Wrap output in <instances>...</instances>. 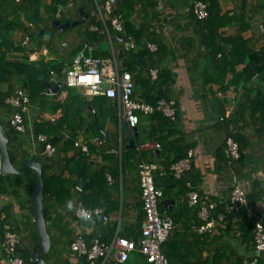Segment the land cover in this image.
Segmentation results:
<instances>
[{
	"label": "crops",
	"instance_id": "0c3cea01",
	"mask_svg": "<svg viewBox=\"0 0 264 264\" xmlns=\"http://www.w3.org/2000/svg\"><path fill=\"white\" fill-rule=\"evenodd\" d=\"M195 1L197 0H117V9L122 11L120 15L125 24L129 26L132 24L135 30L145 27L149 41L151 40L147 44H154L160 48L158 43L160 39L164 45L160 61L158 60L159 68H157L171 75V85L166 89L167 100L176 103L179 114L176 127L172 129L174 131L171 140L176 141L180 135H183L184 146H190V149L186 158L177 164L188 161L190 167L185 168L180 177L174 175L171 162L174 161L177 147L170 148L160 143L159 140H162L167 128L164 124L160 127V123L150 116L141 117L137 128L139 132L137 142L128 127H120L115 112L116 121L113 120L112 124L107 125L108 131L101 124L99 132L103 135L102 138L93 136L94 131H89L86 125L80 134L87 133V138L93 141L94 146L88 144L91 157L86 161L87 176L82 175L90 183L89 177L103 169L107 175V189L104 192H114L112 195L120 203V211L104 214L108 217V221L97 218L94 224L77 219L74 211L75 205L79 202L75 200L78 198L76 192L80 191L77 186L78 177L77 174L76 178L69 176L67 171L70 167H67L62 179L67 180L66 187L71 188L74 196L72 199L74 210H68L65 204L52 203L55 202L54 200L48 204L50 221L47 222V229L51 238V250L45 256L47 263L83 264L84 259L77 257L70 249V244L79 233L86 236L89 241L95 237L102 239L104 234L108 236V240L112 241L116 235H119L139 245L143 222L139 181V166L142 159L161 164L167 172L166 177L158 173L154 175L156 186L164 192L162 202H167L166 205L161 206V213L174 221V229L169 239L163 244V252L167 258L169 256L175 264H260L259 261L264 262V253H256L255 241L251 237L253 235L255 237L256 221L264 225V124L261 125L263 121L261 116L264 115V96L261 102L258 101L260 98L257 96L262 92L264 95V0H217V6L213 5L215 6L213 11L216 13L213 15L212 24L219 25L217 34L222 49V52L218 53V58L224 60L219 63L216 60H209L212 54L203 46V43L205 44L203 37L206 32L198 23L204 21L198 20L194 14ZM53 2L54 0H29V3H26L27 8L18 13L21 28L14 32L11 39L14 46L20 50L9 53L7 58L9 61L23 59L36 66L64 62L62 77L59 78L57 72L51 69L48 75L64 84L66 66L83 44L89 43L95 48V55L98 56V52L107 51L100 45L106 41L99 31L90 30L91 26L96 25L101 28L99 21L95 19L92 22L90 6L91 4L94 6L93 0H74V7L64 11L59 18H57L58 11L63 9L64 4L58 6L57 14H55L51 10ZM208 2L207 0L206 3L210 8V2ZM23 3L24 1L16 3L10 0L7 10L24 7ZM81 8L87 15L86 21L82 24L83 27L66 30H71L73 33L69 34L68 41L62 42L54 52L50 51L45 43L52 42L56 33L60 32L58 28L53 27L54 22L59 20L64 24L67 21L80 20ZM41 29L52 31L54 36L48 40L37 38ZM91 35H96L98 41H91ZM237 38L245 42L241 45V50L237 51L241 54L239 59L243 62L232 67V63L236 62L237 58H235L236 55L232 57V46L227 41ZM39 42L44 44L34 46ZM120 51L118 47V55ZM30 54H36V62L30 61ZM252 65L254 71L250 76L248 67ZM225 66H227L226 70H224ZM10 75L14 92L17 87H22L23 80L18 75ZM203 76L212 78L213 83L203 86ZM51 86H56L53 80ZM4 89H7L6 85ZM259 89L262 91L259 92ZM63 91L65 89L62 85L56 95L62 94ZM41 95L38 99L40 105H34L36 101L31 100L29 118L34 123L35 121L43 123L44 115L51 114L49 111H52L51 107L54 106L52 101H63L67 98V94L53 97L56 95L48 94L47 89ZM254 107L257 108L254 109ZM92 111L94 112L93 109ZM11 115H1L0 119L9 123ZM82 116L88 119L87 121L91 119L87 110ZM223 117L233 118L234 121L226 126L224 121L219 122V119ZM65 131L71 134L69 130L63 129L57 138L62 136L65 140ZM231 131L237 133L243 155L239 161L233 163L227 162L225 155V139ZM24 138L27 139L25 135H22L17 140V144L23 143V149L18 154L19 159L24 153L32 157L42 156L49 159L41 155V151L32 154V142L28 140L24 143ZM131 141L135 142V146L141 143L146 148L142 151L143 157L126 161L123 171V161L127 156L124 151L131 148ZM62 142L53 144L58 151L55 161L53 160L55 164L48 168L49 175L63 174V169L68 166L64 160L77 156L75 148L64 145ZM149 144H160V148L146 146ZM40 146L36 148L39 149ZM21 174H2L7 176L5 187L8 193L0 192V216L2 221L5 217L8 219V222L3 224L4 235L5 227L8 225L18 237L15 255L23 259L26 264L27 261L32 264L31 257L27 251H24V247L36 250L35 246L39 240L34 222L33 202L31 203L27 185L29 180L26 177L22 178ZM75 181L76 186L73 188ZM236 183H239L246 192L248 207L245 212L233 213V219L227 221H230L227 228L224 226L226 222L223 221L228 214L227 206L232 186ZM190 191L199 192L211 203L209 221L213 220L216 223L212 233L199 235L198 228L205 223L199 217V206L190 207L181 203V199ZM6 208L10 209L7 214L3 211ZM220 215L225 216L224 220H219ZM115 224L117 229L109 236L106 230ZM2 241H0V264H10L8 259L2 256ZM20 241L23 242L20 243ZM102 262L103 260H100L99 263ZM105 264L119 263L115 257H112ZM125 264L147 263L136 251Z\"/></svg>",
	"mask_w": 264,
	"mask_h": 264
},
{
	"label": "built area",
	"instance_id": "2783aa9c",
	"mask_svg": "<svg viewBox=\"0 0 264 264\" xmlns=\"http://www.w3.org/2000/svg\"><path fill=\"white\" fill-rule=\"evenodd\" d=\"M16 3H22L24 0H12ZM94 8L97 13V21L101 23V28L91 26V31L100 32L109 45L108 56L95 55V48L89 43L83 44L81 49L74 56L72 61L66 66L64 72V87L78 89L83 97L92 101L97 97H105L116 104V117L120 127L125 124L134 134V129L138 128L140 117L150 116L155 112H161L164 117L171 121L176 120V109L174 102L159 101L157 106H153L143 100H138L135 96V81L133 75L126 69L124 60L118 56V47L124 52H131L138 49L133 37L128 34L125 22L117 11V0H93ZM74 7V0H69L58 11V18L64 11H69ZM194 14L200 21L210 17L208 4L197 0L194 3ZM94 25V24H93ZM33 27V25L31 24ZM152 52L157 50L156 45L147 44ZM30 61L36 62V54H30ZM150 76L153 80L158 78V70H150ZM5 103L15 111L9 117L10 127L13 128L19 136L25 135L27 140L32 142V154L39 151L36 147L41 145L43 150L41 155L54 157L58 148L53 145L51 138L45 134L35 135L34 121L29 113L31 106V97L29 92L23 87H17L13 94L9 95ZM51 115V114H50ZM53 125L58 124V119L54 116L48 118ZM81 132H77L80 134ZM72 135L65 131V138L69 139ZM19 143V142H18ZM152 147L160 148V144H151ZM146 145V146H151ZM139 152L144 150V144H137ZM74 148L79 150L87 158H90L88 145L81 140H76ZM225 155L227 162H237L241 158L239 144L231 137L225 141ZM188 161L183 164H173L171 170L176 177H180L185 168H189ZM158 173L166 177L167 172L159 163L141 160L139 166L140 181V199L143 206L144 217L141 226V238L139 245L128 238L116 235L109 243H102L95 239L88 244V241L82 238L79 233L71 245L72 252L80 258L86 260L87 264H100V260L105 264L110 258L115 257L119 264H125L129 261L131 255L138 251L147 264H171L163 252V244L169 239L173 229L174 221L169 217H164L161 213L162 200L164 192L158 188L155 183L154 175ZM1 174V170H0ZM110 179V177L108 176ZM182 204L190 207L199 206V217L205 222L198 228V234L203 235L212 233L216 228L214 221H209L210 209L212 205L208 198H203L199 192L190 191L181 199ZM248 207L246 192L239 183L232 186L230 201L227 206L228 213L245 212ZM84 207V204L77 203L75 209ZM94 215H101V209L89 210ZM77 219H80L77 211H74ZM225 216L220 215L219 220H224ZM81 220V219H80ZM108 221V217H104ZM4 240L2 241V256L7 258L10 264H25V261L15 255L18 244V237L10 227H5ZM119 230H117L118 232ZM255 250L257 254L264 253V225L260 221L255 222Z\"/></svg>",
	"mask_w": 264,
	"mask_h": 264
},
{
	"label": "trees",
	"instance_id": "16d2710c",
	"mask_svg": "<svg viewBox=\"0 0 264 264\" xmlns=\"http://www.w3.org/2000/svg\"><path fill=\"white\" fill-rule=\"evenodd\" d=\"M67 1L68 0H54L53 5H52L53 8H51V10L55 14H57L58 6L60 4L65 5ZM203 1L207 2V0H203ZM208 1L210 2V6H211L209 8L211 12V16L208 20L204 22H198V23L201 24L200 26L206 32L203 37V40L205 41V44L203 43V46L205 50L209 49V53L212 54L213 56V57L210 56L211 58L209 60H212V61L216 60L219 63L220 61H224L222 60V58L221 59L218 58V53L222 52L221 43L218 42L219 38L217 34V28L219 27V25L214 26V24H212L213 15L214 13H216V11H213V8L217 6L216 5L217 0H208ZM8 2H10V0H0V116L1 115H11L15 111L14 108L12 109L11 106L5 103L6 98L10 94L13 93V87L11 85V77H10L11 75L10 74L18 75L23 80L22 87L29 92L31 100L34 101L37 98L40 99L42 96L41 94H43V92L46 91L44 87V82H45L44 76L50 75L51 70H55V72H57V76L60 78L62 77L61 71L64 69V66H65L64 62H60L59 64H48V65L36 66L34 64L28 63L27 61L23 59L21 61L19 60L9 61L8 60L7 56L9 55V53L12 54L14 51L20 50L18 47L16 48L14 46V43L10 39L8 32L13 35L14 32H16L18 29L21 28L20 20L18 18V13L20 11H23L25 8H27L26 3H29V0H24V3H23L24 7L12 9V11L7 10ZM117 11L120 14L122 13L121 10L120 11L117 10ZM94 21H95V18L92 19V22ZM131 25L132 24H130L129 26V24L126 23L125 27H126L128 34L134 37V40L137 43L138 49L131 51V52H124L121 50L118 56L119 58L124 60V65L126 69L133 75V78L135 81L136 98L138 100L146 101L147 103H150L153 106H157L158 102L162 100H164L165 102H170L167 100L166 89L170 87L171 85L170 84V82L172 81L171 75L168 72L163 73L161 72V70L158 69L159 68L158 60L160 61V56L164 48L162 41L158 39L160 48L156 45L157 50L152 52L147 47V42L151 41V40L149 41V35L147 34V29L145 27H140L139 30H135L134 29L135 27ZM90 38L92 39L91 41H95V42L98 41L96 39V35H91ZM227 42H229L232 46V50H231L232 57L236 55L235 58H237V61L232 63L231 65L232 67H234V65L243 62L242 59H239L241 54L237 53V51L241 50L240 49L241 45L244 44L245 42L239 38H237L236 40L235 39L229 40ZM97 54L98 56L107 57L108 51L98 52ZM219 57H221V55ZM129 60L131 61L130 63L128 62ZM144 63L146 64L144 65ZM132 64L139 67L143 73H146L145 77L143 75L137 74L134 71ZM224 68H225L224 70H226L227 66H225ZM49 69H51L50 72H49ZM152 69H157L159 71V75L156 80H153L150 76V70ZM248 70L251 76L252 72L254 71L253 65L251 67H248ZM227 71H225V73ZM203 81H204L203 86L213 83L212 78L205 77V76H203ZM5 85L7 86L6 90L4 89ZM64 89L65 91L69 92V96H67V98L64 99L63 101H59V100L56 102L52 101L54 103L53 104L54 106L51 107L52 111H49L51 115L49 114L44 115L43 123H37L35 121L34 123L35 135L45 134L50 138L52 137L51 142L54 145L55 143L58 144L60 143V141H63L62 143L64 145H70L71 147L74 148V143L77 140L76 136L78 135L77 132L83 131L86 128V125H88L87 129H89V131L91 130L96 131L98 134L97 137L102 138L103 135H101V133L99 132V130H101L102 121L108 117L107 115L108 111L110 113L112 109L113 110L115 109L116 104L113 101L105 97H97V98H94L92 101L87 100V102H85L86 98L83 97L81 94L73 95L69 91L70 89L69 90H67V88H64ZM261 91L262 90L259 89V92ZM59 95H61V93L53 97H58ZM257 96L260 98V99L258 98L259 99L258 101L261 102L262 100L261 98L264 96L263 92L258 93ZM91 107L93 108L94 112L92 111ZM173 107L176 109V120L171 121L169 118L164 117L161 112H155L153 115H150L151 118H154L155 120L158 121V123H160V127H162V124H164L165 128H167L166 134H164V136L162 137V140L161 139L159 140L160 143L166 146H170V148L174 146L177 147V149H175L176 154H175L174 161L171 162L172 165L180 162L181 160H184L190 149V146H184L183 135H180V137H178L176 141L171 140V138L173 137L172 133L174 131L172 129L176 127V124L179 120V116H178L179 114L177 112V107H176L175 102H174ZM255 108L257 107H254V109ZM86 110L88 111V114L91 118L90 121H87L88 119H85L82 116L84 111ZM50 116H54L58 119L57 125H53L51 122H49L48 118ZM115 118L116 117L113 113L112 119L116 121ZM261 118H263V121L261 122V125H263L264 115H262ZM221 120L224 121L226 126H229V124H232V122L234 121L233 118L227 119L225 117L220 118L219 122ZM0 123L3 126L5 134L9 138V154H10L11 161L15 166H19L23 160L31 159V158L42 161L43 187H44L43 212L46 218V222H49L50 215L47 209H48V204H50L52 200L55 201L52 203H55L57 205H61V204L66 205V202L68 200H72L74 198L71 188L66 187L67 180H65L64 178L62 179V176L65 175L66 168L70 167L67 173L69 174V176L71 175L74 178H76V174L79 170H81L84 176H87V173H86V168L88 166L86 162L87 157L84 154H82L79 150L76 149L77 156L72 157L71 159H68V160L67 159L64 160V162L68 166H66L63 169V174H60V176L49 175L48 168L49 166H52L55 164V162L53 163V160L57 155L49 159H46L42 156L32 157L24 153L22 155V158L19 159L18 154L20 153V150L23 149V145H22L23 143L17 144L19 134L13 128L10 127L9 123H5L1 119H0ZM124 126L127 127L126 124ZM63 129H67L70 131L72 136L69 139L64 140L62 136L57 138V135ZM236 134H237L236 132L235 133L232 131L229 132L225 141L229 137L233 138L239 144L240 152H241V141L239 137H237ZM133 135H134V140L137 142L135 134ZM24 140H25L24 143L28 142L26 138H24L23 141ZM178 141H181V142H178ZM15 145H18V146H15ZM43 149H44L43 146L39 147V151H42ZM124 154L127 155L126 158L127 157L128 158L127 159L124 158L123 168H122L123 171L126 165L125 164L126 161L129 162L132 159H136V158L139 159L140 157H143V153L138 151L137 146H134L133 148H130L129 150H125ZM242 157L243 155L241 154V158ZM20 176L22 178L26 177V179L29 180L27 185L29 188L31 203H32L33 202L32 191H33V186L35 183L36 174L32 169L28 168L24 170L23 174H21ZM5 177L7 176L0 174V192L3 194L8 193V189L5 187L6 186ZM89 178L91 179L90 183L86 185L83 191L76 192V194L78 195V198H75V200L77 202L79 201V203L84 204V207L87 210L101 209L103 211L101 215H94L93 220L97 218L104 220V217H106V215L104 214H110V213H115V212L119 213L120 203L116 199H114V195H112L114 192H104L107 189V182H106L107 175L105 171L103 169L101 171H96L95 173H93L92 177L90 176ZM113 179L115 181L114 176H113ZM75 186H76V181L73 184V188ZM123 205L125 206V201ZM9 210L10 209L6 208V210H3V211H6V214H7V211ZM234 214H239V213H234ZM141 215L144 217L142 203H141ZM233 217H234L233 213H228L226 215V218L223 221V222H226L224 223L225 227L229 228V222L233 219ZM1 219L2 217L0 216V241H2V237L4 235L3 224L4 222H8V219L6 217L4 221H2ZM228 220L230 221L227 222ZM116 229H117V224H115L114 226L112 225L106 231L108 232L109 236H111L116 231ZM14 230L15 231L17 230L15 226H14ZM81 235H82V238H84L85 240L87 239L86 236H84L83 234ZM251 237L254 239V235ZM95 239H98L100 240V242L106 243V244H109L111 242V240H108V236L106 237L105 234L102 239L97 238V237H95ZM95 239H92L90 241L87 239L88 244L93 242ZM72 243L70 244V249H71ZM168 259L171 264H175L169 258V256H168ZM84 263H86L85 259H84ZM259 263L264 264V262L262 261H259ZM27 264H31V263H28L27 261Z\"/></svg>",
	"mask_w": 264,
	"mask_h": 264
},
{
	"label": "water",
	"instance_id": "95a60500",
	"mask_svg": "<svg viewBox=\"0 0 264 264\" xmlns=\"http://www.w3.org/2000/svg\"><path fill=\"white\" fill-rule=\"evenodd\" d=\"M81 13V19L78 21L70 22L67 21L64 24L57 20L54 22L53 27L58 28V30L63 33L68 29L77 27L81 24H83L86 19L87 15L84 12V9H80ZM54 36L52 31H48L46 29L39 30L37 34V38L48 40L49 38H52ZM45 83L44 87L47 89L48 94L50 95H56L60 89L62 88V83L59 82L56 78H53L52 76H45L44 77ZM54 81L56 83L55 87L51 86V81ZM87 102V100H85ZM91 109H93L91 107ZM134 134L136 138L139 136L138 129H134ZM135 146V142H130V147L133 148ZM32 169L34 170L36 174L35 184L33 187V212H34V222L36 226V232L38 234V244L35 246L36 250H29L27 246L24 247V251H27L28 254L31 257L32 264H49L45 261V256L49 254L51 250V238L50 234L47 229V222L46 218L43 212L44 208V187H43V164L38 159H32V160H24L21 162V165L19 167H16L10 158L9 154V138L4 132L3 126L0 123V170L2 174L5 175H19L23 173L26 169ZM78 177V189L80 191L84 190L86 184L89 182V180L85 179L82 175V172L79 171L77 173ZM162 205H166L167 202H162ZM23 241H20L22 243ZM84 264V263H83Z\"/></svg>",
	"mask_w": 264,
	"mask_h": 264
},
{
	"label": "rangeland",
	"instance_id": "374dc122",
	"mask_svg": "<svg viewBox=\"0 0 264 264\" xmlns=\"http://www.w3.org/2000/svg\"><path fill=\"white\" fill-rule=\"evenodd\" d=\"M90 4H91V3H90ZM90 8H91V11H92V12L90 11V12L92 13V17L95 18V19L97 20V13H96V11H95V8H94L93 4H91ZM117 10H118V9H117ZM118 14H120V13L118 12ZM82 27H83V25L81 24V25L77 26L76 28H82ZM70 33H71V30L66 31V32H63V33H61V32H57L56 35L54 36L52 42H46L45 44H46V46H48V49H49L50 51L54 52V51L56 50V48H57L58 46H60V44H61L62 42H64V41H68V37H69V34H70ZM8 34H9L10 39H12L13 35H12L11 33H9V32H8ZM71 34H73V33H71ZM71 34H70V35H71ZM70 39H71V38H69V40H70ZM69 42H72V41H69ZM39 43H40V44H39ZM39 43H35L34 46H35V45H37V46H41L42 44H44V42H39ZM100 45H101V48H103L104 50L109 51V45H108L107 42H103V43L100 44ZM62 61H65V60H62ZM59 62H60V61H59ZM59 62H58V63H59ZM128 62L130 63L131 61L129 60ZM132 66H133V68H134V71H135L137 74H139V75H143V76L145 77L146 73H143L139 67L135 66L134 64H132ZM49 72H50V69H49ZM67 90H69V89H67ZM69 91H70L73 95L81 94V92H80L78 89H76V88L70 89ZM63 94H67V96H69V92H68V91H63V93H62L61 95L63 96ZM81 95H82V94H81ZM82 96H83V95H82ZM35 101H36V102H35ZM43 101L46 102L45 99H43ZM33 102H35V103H33L34 105H40V101L38 102V98L35 99ZM114 112L116 113V112H117V109H114V110L112 109V110L110 111V113H109V111H108V113H107L108 117H107L105 120L102 121V126L104 127V129L107 130V129L109 128V127H107V125L112 124V122H113L112 114H113ZM107 131H108V130H107ZM93 136H96V137L98 136V134H97L96 131H94ZM76 137H77L79 140L81 139L82 141H84L87 145L90 144L91 146H94V145H93V141H92V140H89V139L87 138V133L78 134Z\"/></svg>",
	"mask_w": 264,
	"mask_h": 264
},
{
	"label": "clouds",
	"instance_id": "9594fccd",
	"mask_svg": "<svg viewBox=\"0 0 264 264\" xmlns=\"http://www.w3.org/2000/svg\"><path fill=\"white\" fill-rule=\"evenodd\" d=\"M69 1V0H68ZM67 1V2H68ZM200 1H203V0H200ZM67 2L65 3V4H67ZM203 2H205V1H203ZM206 3V2H205ZM75 4V3H74ZM62 6V5H61ZM64 6V5H63ZM209 7V6H208ZM209 11H210V9H209ZM58 18V17H57ZM207 20V19H206ZM57 21V20H56ZM205 21V20H204ZM64 71V70H63ZM45 83V82H44ZM63 86H64V84H62ZM64 88H66V87H64ZM67 89H69V88H67ZM87 100V99H86ZM66 208L68 209V210H70V211H72V210H74V203H73V201L72 200H68L67 202H66ZM76 211H77V213H78V215H79V217H80V219L82 220V221H85V222H89V223H92V224H94L95 223V221L93 220V213L92 212H90L89 210H87V209H82V208H77V209H75ZM170 262V261H169Z\"/></svg>",
	"mask_w": 264,
	"mask_h": 264
}]
</instances>
